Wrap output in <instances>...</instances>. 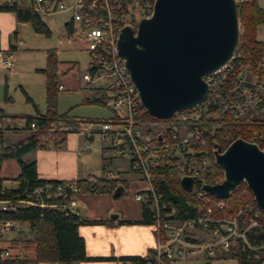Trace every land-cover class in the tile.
<instances>
[{
  "label": "built area",
  "instance_id": "obj_1",
  "mask_svg": "<svg viewBox=\"0 0 264 264\" xmlns=\"http://www.w3.org/2000/svg\"><path fill=\"white\" fill-rule=\"evenodd\" d=\"M1 1L11 3V0ZM154 2L126 0L123 6H118L111 0H30L29 7L41 15L57 11L70 14L66 22L71 24V34L84 44L89 55V66L82 78L99 81V88L106 91L111 102L109 105L108 101V106L112 117L104 119L96 131L116 156L129 159L131 169L134 168L146 183V188L134 192L133 199L139 203L148 199L154 212L151 225L156 237L155 264H163L161 254L171 263L203 255L231 258L237 264H264V211L261 208L251 209L246 205L225 209L218 201L213 206L207 205L191 219H163L151 176L154 169L161 177L168 169H178L182 176H191L193 181L195 177L203 179L209 171L210 159L206 153H195L205 150L207 135L214 132L213 127L227 121L226 111L238 116L248 115L254 123H264V76L257 75L258 72L264 74V54L253 63L241 62L242 55L235 49L226 62L203 76L207 92L200 103L175 111L166 118L145 117L146 109L118 52L117 38L124 25L135 29L137 20L150 16ZM13 65L11 52L0 51V66L11 71ZM30 127L33 129L34 123L31 122ZM76 132L83 134V144L90 143L93 135L88 127ZM247 134V140L264 144V134L258 129L248 128ZM225 139L234 138L227 133ZM60 189V183H56L55 191ZM52 192L50 184L34 188L39 196L49 197ZM206 202L210 199L206 198ZM19 203L33 202L16 197L0 198V264L30 255L22 239L8 236L16 222L2 217L4 211ZM73 204L74 200H70L62 205L71 209Z\"/></svg>",
  "mask_w": 264,
  "mask_h": 264
},
{
  "label": "trees",
  "instance_id": "obj_2",
  "mask_svg": "<svg viewBox=\"0 0 264 264\" xmlns=\"http://www.w3.org/2000/svg\"><path fill=\"white\" fill-rule=\"evenodd\" d=\"M126 0H111L118 6H123ZM30 0H11L8 4L0 0V11H12L17 22L28 23L35 32L49 36L51 30L42 15L29 7ZM239 18V39L236 45L237 51L242 55L241 62L250 61L264 54V41L257 39L256 32L264 19V11L259 5L258 0H244L238 3ZM65 27L71 28V24L65 22ZM71 35V32L69 33ZM253 67V66H252ZM45 78V111L36 116H25V129L28 133L9 144L3 143L0 134V167L4 160L15 159L19 165L18 174L11 178L16 182L14 187H4L5 178L0 177V198H12L29 200L33 203L14 204L12 208L2 213V217L12 219L18 223H26L32 233L30 240L34 244L33 256L15 257L9 259L6 264H78L82 261L93 259H119L130 264H155L157 254L155 248H149L145 255H122L119 257L89 256L86 254L83 237L78 233L77 228L80 224L100 223L110 219H88L80 216L75 211L63 207L62 204L75 200L76 195L90 194H110L114 198H119L128 192V181L118 175L95 176L87 175L72 180L41 179L37 176L35 160H26L23 156L35 149H43L49 146L63 148L65 146L66 135L68 132L77 131L83 127L88 119L72 117L65 112L57 109L58 91V59L54 48L46 51L45 65L40 69ZM258 76H264L258 72ZM27 99L30 98L27 96ZM110 100L106 91L97 88L88 102L108 106ZM145 117H151L144 110ZM3 115L0 112V121ZM227 120L223 124H218L213 133L207 135L205 146L206 154L210 159L209 171L203 175V179L194 178L192 188L186 190L181 185L182 173L178 169H168L164 171V176H157L156 171L152 172L154 191L157 194L158 202L163 219L181 221L191 219L204 211L207 205L215 202H222L224 208L235 209L237 207L249 206L251 209H260L253 200L250 189L245 182H240L226 198H218L204 192L201 185L204 182L216 183L222 180L223 172L214 163L212 151L216 145L220 150L224 149L230 142L225 139V135L230 133L232 138L242 137L248 139V128L258 129L264 134V123H254L250 116H238L233 112H224ZM34 123L31 129L30 123ZM51 125H55L54 130ZM264 147L263 143H259ZM134 169V168H133ZM70 182V183H69ZM60 183L61 189L55 191V184ZM50 184L53 190L52 195H36L34 188L37 186ZM71 185L75 188L71 187ZM200 197H199V196ZM206 198L210 202H206ZM39 202L47 203L39 205ZM48 204H57L49 206ZM141 214L137 220H127L128 223H152L155 219L150 201L146 199L140 203ZM162 230V228H161ZM18 235L21 230H17ZM17 240L20 237H13ZM163 239V235H161ZM163 264H172L163 254H161ZM238 262L241 257H237Z\"/></svg>",
  "mask_w": 264,
  "mask_h": 264
},
{
  "label": "water",
  "instance_id": "obj_3",
  "mask_svg": "<svg viewBox=\"0 0 264 264\" xmlns=\"http://www.w3.org/2000/svg\"><path fill=\"white\" fill-rule=\"evenodd\" d=\"M239 33L235 0H155L151 15L137 20L135 29L120 28L117 48L146 111L166 118L204 99L203 76L230 58ZM212 156L223 178L204 182L201 189L226 198L245 182L264 211V150L254 141L236 137L222 150L216 145ZM180 181L184 189L192 188L191 176L183 175ZM109 217L116 219L118 214Z\"/></svg>",
  "mask_w": 264,
  "mask_h": 264
},
{
  "label": "rangeland",
  "instance_id": "obj_4",
  "mask_svg": "<svg viewBox=\"0 0 264 264\" xmlns=\"http://www.w3.org/2000/svg\"><path fill=\"white\" fill-rule=\"evenodd\" d=\"M69 16V12L62 11L42 15V19L51 30L49 36L35 32L28 23L19 28L20 41H14L17 48L11 52L15 73L11 75L6 69L0 67V109L8 115L24 117L36 116L37 113L45 111V78L39 69L45 65L46 51L54 48L59 61L58 81L62 82L64 86L57 91V109L59 112H65L70 116L88 118V121L83 127H88L93 135L90 143L87 145L81 143L84 149L82 152L86 163L95 174L100 175L102 174L101 166L103 158H111L113 168L119 170L117 174L129 179L133 171H124L129 169L126 158L116 156L111 149H108L106 152L101 151L100 146L102 145V141L96 130L100 127L104 119L112 117V110L110 106L100 105L86 100L90 98L93 86L99 85V82L91 81L93 82L91 83L82 78V74L87 71L89 66V55L88 51L84 48V44L80 43L76 36L67 34L64 28V22ZM27 96L30 97V100L27 99ZM109 105H111V102ZM24 117H19L16 123L25 129ZM54 128L55 125H51L50 130L52 131ZM23 134L24 131L19 132L17 136L21 137ZM81 137L83 140V134H81ZM17 166L18 163L15 159H7L2 167L5 172H13L12 169ZM7 183H11L10 185L12 186L15 185L12 180L7 181ZM129 183L127 194L116 198L115 202H113L114 210L116 211H111L109 215L120 214V218L125 220L127 216H133L135 211L139 209V204L134 201L133 194L135 189L139 187L146 188V183L143 179L138 183H132L129 180ZM90 197L93 196L76 195L77 207L83 213L93 208ZM18 229L21 230L20 235L17 234ZM13 230L10 235L13 237H17L16 235H18L22 239L21 241H23L22 245L25 246L30 254L28 256H33L34 244L30 240H27L32 238V233L29 231L28 225L26 223H18L13 227ZM172 264L237 263L231 258H207L199 255L180 259Z\"/></svg>",
  "mask_w": 264,
  "mask_h": 264
},
{
  "label": "crops",
  "instance_id": "obj_5",
  "mask_svg": "<svg viewBox=\"0 0 264 264\" xmlns=\"http://www.w3.org/2000/svg\"><path fill=\"white\" fill-rule=\"evenodd\" d=\"M258 2L264 11V0H258ZM65 22H64V28L67 34L70 35L69 33L71 32V28L69 29L68 32V29L65 27ZM25 24L26 23L17 22L15 19V15L12 11H0V51L3 52L9 50L10 52H13L17 48V45H15L14 41L16 40L20 41L19 28H21ZM256 36L257 39L264 41V19L262 24H260L257 28ZM8 73L11 75L15 73L14 65H13V69L11 71H8ZM94 82H99V81H94ZM100 85L101 84L99 82V85L93 86L92 94ZM57 87L59 90L62 89L64 86L62 82L58 81ZM92 94L90 97H92ZM0 112L3 115L1 119V121L2 120L3 121L2 122L0 121V126L2 127V129L0 130V134L2 135L3 143L9 144L28 133L27 129L21 128L20 125L16 123L19 117H24V116L8 115L2 112L1 109ZM42 113H37V115ZM72 117H76V116H72ZM22 131H24L23 136L18 137L17 134ZM81 143H82L81 134L76 131H71L68 132L66 135L65 146L63 148H55L53 146H49L43 149H35L26 153L25 157L23 158L26 160H31V159L35 160L37 176L41 179L72 180L79 177H85L87 175H95V176L118 175L117 173L119 170L113 168L112 159L108 157L103 158L102 161L103 163L101 166L102 174L100 175L95 174L91 169V167H89V165L86 163V160L83 157L82 151L84 149L82 148ZM100 148L102 152H106L108 149H110L106 146L104 142H102ZM120 158H125V157H120ZM126 160L129 169L124 171L125 172L127 171L130 172V170L133 171V173L130 174V178L129 179L126 178L128 184H130L129 180L132 183H138L142 179L140 174L135 173L136 171L131 169L129 159L126 158ZM4 162L5 160L2 162L0 167V177L5 178V180L3 181V185L9 187L12 185H10L11 183L8 184L7 181H10L11 178L15 177L18 174L19 165L12 169L13 172H5L3 171V167H2ZM6 183L8 184V186ZM13 183L16 185L15 181H13ZM142 189L144 188L139 187L135 189V191H139ZM82 196H93L90 197L93 208H91V210H89L88 212L83 213L80 210V208L77 207V201L75 198L74 204L71 206V209L73 211H75L80 216L86 217L88 219H102V220L110 219V221H112V222H108L105 220L104 222H100V223L80 224L78 226L77 231L84 239L85 250L87 255L94 257L95 256L119 257L122 255H135V254L145 255L149 248L154 247L156 242V237H155V231L150 223L147 224L140 222L137 223L125 222L127 220H137L140 218L141 208L139 202L134 200L139 204V209L135 211V214L133 216H127V218L123 220L120 218V214H118V217L116 219H111L109 217V213L111 211H116L114 210L115 208L113 206L114 205L113 202H115L116 198H114L110 194L84 193L82 194ZM12 231L14 230L12 229L9 232L8 236L13 238V236L10 235ZM41 264H50V263H41ZM78 264H130V263L126 261L124 262L119 259L107 258V259H93V260L82 261L79 262Z\"/></svg>",
  "mask_w": 264,
  "mask_h": 264
}]
</instances>
